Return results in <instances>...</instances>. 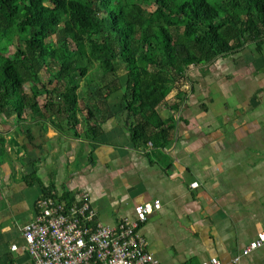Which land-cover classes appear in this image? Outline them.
Returning a JSON list of instances; mask_svg holds the SVG:
<instances>
[{
    "label": "crops",
    "instance_id": "1",
    "mask_svg": "<svg viewBox=\"0 0 264 264\" xmlns=\"http://www.w3.org/2000/svg\"><path fill=\"white\" fill-rule=\"evenodd\" d=\"M93 78L89 72L84 79L90 85ZM180 90L177 110L169 106L173 89L158 106L162 119L176 117L163 148L133 144L122 87L108 98L90 91L91 99L79 102L76 135L54 114L27 110L19 123L3 115L0 264H34L22 229L47 188L65 201L66 193L74 199L86 192L96 220L109 226L158 199L138 229L157 264H264V246L242 254L264 232V40L189 66ZM90 124L99 127L95 138L84 133Z\"/></svg>",
    "mask_w": 264,
    "mask_h": 264
},
{
    "label": "trees",
    "instance_id": "2",
    "mask_svg": "<svg viewBox=\"0 0 264 264\" xmlns=\"http://www.w3.org/2000/svg\"><path fill=\"white\" fill-rule=\"evenodd\" d=\"M252 40H264V0H0V124L30 110L66 119L76 135L79 79L98 67V98L123 89L133 144L163 148L176 117L162 119L158 106L173 89L169 106L179 108L189 66ZM98 130L90 124L84 133L95 138Z\"/></svg>",
    "mask_w": 264,
    "mask_h": 264
},
{
    "label": "built area",
    "instance_id": "3",
    "mask_svg": "<svg viewBox=\"0 0 264 264\" xmlns=\"http://www.w3.org/2000/svg\"><path fill=\"white\" fill-rule=\"evenodd\" d=\"M159 207L158 199L138 204L135 218L109 226L96 220L86 192L81 191L72 201L42 195L36 201L35 216L23 225L24 248L34 264H157L138 229ZM262 246L264 232L258 233L242 254ZM202 264L221 263L211 258Z\"/></svg>",
    "mask_w": 264,
    "mask_h": 264
},
{
    "label": "rangeland",
    "instance_id": "4",
    "mask_svg": "<svg viewBox=\"0 0 264 264\" xmlns=\"http://www.w3.org/2000/svg\"><path fill=\"white\" fill-rule=\"evenodd\" d=\"M150 8H152V6H150ZM90 73L94 76V80L97 81V83L99 84L102 81V78H100L101 74H100V69L98 67H95L93 69L90 70ZM41 78L43 81H46L48 78L47 72L46 71H42L41 72ZM88 78V77H87ZM86 78V80H87ZM89 79V78H88ZM86 80L84 78L79 79V83H80V88H79V102L81 106H84L86 103V101L88 102L89 99H91V97L88 95L90 93V91H93L97 93V88H98V84L96 83V81H94L93 83H91L90 85L87 84ZM97 84V86H95ZM96 88H95V87Z\"/></svg>",
    "mask_w": 264,
    "mask_h": 264
}]
</instances>
